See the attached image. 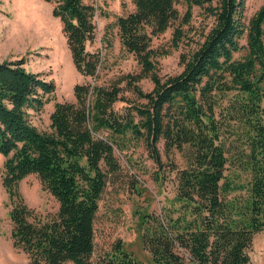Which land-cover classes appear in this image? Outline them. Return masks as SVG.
Returning a JSON list of instances; mask_svg holds the SVG:
<instances>
[{"label": "trees", "instance_id": "trees-1", "mask_svg": "<svg viewBox=\"0 0 264 264\" xmlns=\"http://www.w3.org/2000/svg\"><path fill=\"white\" fill-rule=\"evenodd\" d=\"M45 1L83 78L71 100L53 101L40 129L31 111L53 98V81L22 59L0 60V184L11 244L26 253L25 264H136L120 240L90 257L97 201L120 167L115 150L136 143L154 175L167 169L175 178L176 202L140 216L148 264H253L252 236L264 228V0L247 19L244 0H130L99 45L91 2ZM178 2L183 23L195 4L211 24L179 53L181 69L161 76L154 56L168 49L156 51L151 41L171 27L177 47ZM113 37L136 68L108 60ZM29 173L56 201L54 211L40 214L23 200L18 182Z\"/></svg>", "mask_w": 264, "mask_h": 264}, {"label": "rangeland", "instance_id": "rangeland-1", "mask_svg": "<svg viewBox=\"0 0 264 264\" xmlns=\"http://www.w3.org/2000/svg\"><path fill=\"white\" fill-rule=\"evenodd\" d=\"M94 7L93 21L98 38L107 30L115 16L131 8L130 0H85ZM261 0H244L243 14L247 19ZM51 4L45 0H0V60L22 59L23 66L36 71L40 76L50 78L54 83L53 98L42 108L31 111L32 122L40 129L48 124V113L54 100H71L72 85L82 80L75 70L57 17L50 13ZM179 19L183 36L176 48L170 46L171 27L152 38V47L159 51L167 48V53H156L154 62L159 75L177 72L181 69L179 53L196 46L211 24V17L204 14L201 7H190L188 22L181 21L185 10L184 2H178ZM108 60L116 61L114 68L131 70L136 63L125 54L113 37ZM112 71H109L107 76ZM144 89L152 85L148 78L139 81ZM163 161L164 152L159 147ZM120 167L112 173L100 194L94 218L92 259L109 251L116 240L123 242L124 248L135 256L136 264H148L149 253L140 240L141 214L144 211L158 212L161 207L176 202L175 178L172 171L165 170L161 176L155 174V166L140 143L128 145L121 151L115 150ZM170 157L179 162L177 154ZM2 155L0 154V169ZM19 191L25 203L40 214L50 213L56 208L54 198L41 186L33 173L18 182ZM8 201L0 184V264H25L27 256L20 248L11 244L10 222L7 216ZM249 255L253 264H264V228L253 234ZM65 264H72L66 261Z\"/></svg>", "mask_w": 264, "mask_h": 264}]
</instances>
